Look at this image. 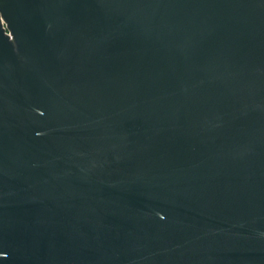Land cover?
Returning a JSON list of instances; mask_svg holds the SVG:
<instances>
[{"label": "water", "instance_id": "1", "mask_svg": "<svg viewBox=\"0 0 264 264\" xmlns=\"http://www.w3.org/2000/svg\"><path fill=\"white\" fill-rule=\"evenodd\" d=\"M0 264H264V0H0Z\"/></svg>", "mask_w": 264, "mask_h": 264}]
</instances>
